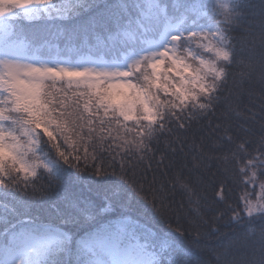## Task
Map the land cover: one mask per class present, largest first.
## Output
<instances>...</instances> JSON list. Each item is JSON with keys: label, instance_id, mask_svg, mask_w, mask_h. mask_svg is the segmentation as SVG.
<instances>
[{"label": "snow or ice", "instance_id": "6c2138e0", "mask_svg": "<svg viewBox=\"0 0 264 264\" xmlns=\"http://www.w3.org/2000/svg\"><path fill=\"white\" fill-rule=\"evenodd\" d=\"M0 264H264V0H0Z\"/></svg>", "mask_w": 264, "mask_h": 264}]
</instances>
